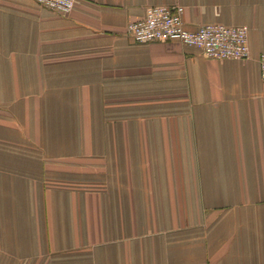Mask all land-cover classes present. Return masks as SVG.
Segmentation results:
<instances>
[{
  "label": "crops",
  "instance_id": "0c3cea01",
  "mask_svg": "<svg viewBox=\"0 0 264 264\" xmlns=\"http://www.w3.org/2000/svg\"><path fill=\"white\" fill-rule=\"evenodd\" d=\"M155 4L250 58L133 42ZM263 52L264 0H0V264H264Z\"/></svg>",
  "mask_w": 264,
  "mask_h": 264
},
{
  "label": "built area",
  "instance_id": "2783aa9c",
  "mask_svg": "<svg viewBox=\"0 0 264 264\" xmlns=\"http://www.w3.org/2000/svg\"><path fill=\"white\" fill-rule=\"evenodd\" d=\"M39 5L58 14H68L75 0H35ZM183 7L177 4H155L145 8L144 16L129 22L126 34L137 43L176 40L199 50L209 59L247 60L250 58L247 25H227L217 22L199 24L187 29L182 19ZM264 78V52L258 59Z\"/></svg>",
  "mask_w": 264,
  "mask_h": 264
}]
</instances>
